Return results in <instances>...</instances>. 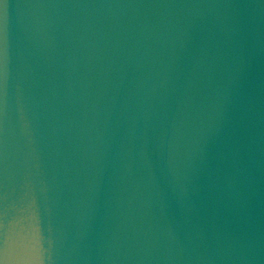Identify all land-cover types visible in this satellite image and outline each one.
I'll list each match as a JSON object with an SVG mask.
<instances>
[{"label":"water","instance_id":"obj_1","mask_svg":"<svg viewBox=\"0 0 264 264\" xmlns=\"http://www.w3.org/2000/svg\"><path fill=\"white\" fill-rule=\"evenodd\" d=\"M0 264H264V0H0Z\"/></svg>","mask_w":264,"mask_h":264}]
</instances>
